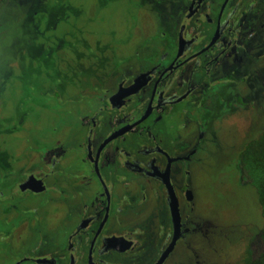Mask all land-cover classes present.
<instances>
[{
  "label": "flooded vegetation",
  "instance_id": "af4514ba",
  "mask_svg": "<svg viewBox=\"0 0 264 264\" xmlns=\"http://www.w3.org/2000/svg\"><path fill=\"white\" fill-rule=\"evenodd\" d=\"M152 2L159 28L91 82L83 136L42 143L29 169L10 166L8 196L0 184L5 257L11 235L48 217L24 206V197L43 195L61 213L53 232L37 229L29 248L10 253L15 258L7 264H167L184 249L198 258L192 246L209 230L195 212L191 165L203 140L213 138L206 135L216 105L209 98L221 100V93L212 88L224 76L248 83L264 73L257 60L264 48H255L264 42V0ZM232 91L224 105L245 103L242 91ZM192 107L203 116L193 121ZM191 262L185 264H201Z\"/></svg>",
  "mask_w": 264,
  "mask_h": 264
},
{
  "label": "rangeland",
  "instance_id": "374dc122",
  "mask_svg": "<svg viewBox=\"0 0 264 264\" xmlns=\"http://www.w3.org/2000/svg\"><path fill=\"white\" fill-rule=\"evenodd\" d=\"M159 22V11L152 0H7L1 6L2 191L11 183L7 181L10 168L29 169L26 162L34 160L42 143L83 136L80 118L91 110V82L104 78L108 63L141 48L157 31ZM261 44L255 46L256 50L264 48V42ZM257 60L264 62L263 56ZM115 65L111 64L109 73ZM260 74L248 83L244 78L237 82L224 76L223 82L212 88L221 93L218 101L209 96L216 105L206 135L213 138L203 140L190 177L195 212L204 218L209 234L192 246L198 258L192 250L187 254L184 249L173 254L167 264L196 259L201 264H237L262 226L256 191L241 180L238 165L241 149L264 130V73L262 77ZM233 88L242 91L239 95L245 103L224 105ZM189 113L193 121L204 114L198 107H192ZM197 137H191V142L196 143ZM43 199L37 194L22 200L24 206L36 208L39 216L48 217L38 224L31 221L19 236L11 235L12 248L7 257L0 246V264L10 263L15 256L9 255L15 250L21 255L20 250L29 248L39 236L37 229H56L54 217L61 213H56L53 204H44Z\"/></svg>",
  "mask_w": 264,
  "mask_h": 264
},
{
  "label": "trees",
  "instance_id": "16d2710c",
  "mask_svg": "<svg viewBox=\"0 0 264 264\" xmlns=\"http://www.w3.org/2000/svg\"><path fill=\"white\" fill-rule=\"evenodd\" d=\"M7 0H0V8ZM241 180L256 191L263 222L258 233L249 241L244 257L237 264H264V130L239 152Z\"/></svg>",
  "mask_w": 264,
  "mask_h": 264
}]
</instances>
